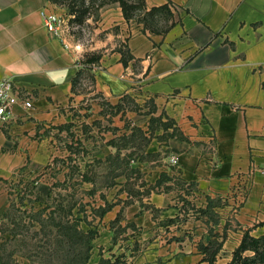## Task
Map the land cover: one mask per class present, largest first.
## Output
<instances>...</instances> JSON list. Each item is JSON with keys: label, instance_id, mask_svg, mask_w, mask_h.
I'll return each instance as SVG.
<instances>
[{"label": "crops", "instance_id": "0c3cea01", "mask_svg": "<svg viewBox=\"0 0 264 264\" xmlns=\"http://www.w3.org/2000/svg\"><path fill=\"white\" fill-rule=\"evenodd\" d=\"M168 2L175 24L166 34L126 23L115 4L100 10L91 40L74 54L46 32L40 12L50 2L0 0V81H13L32 106L16 105L0 123V172L16 173L22 158L45 164L52 154L46 129L61 121L74 95L72 81L85 70L92 91L106 101L148 97L175 121L184 140L173 137L168 148L177 157L178 179L206 200L236 208L237 247L244 231L264 236V0H145L148 9ZM122 43L134 58L126 66L118 52ZM91 53H100L99 61L83 64ZM167 192L151 195L149 204L171 225L178 210ZM130 213L125 221L144 228L149 246L142 252L147 261L131 250L129 261L206 264L186 242L181 252L153 236L151 228L158 227L150 214ZM116 215L107 213L104 222ZM226 253L222 264L231 260Z\"/></svg>", "mask_w": 264, "mask_h": 264}, {"label": "rangeland", "instance_id": "374dc122", "mask_svg": "<svg viewBox=\"0 0 264 264\" xmlns=\"http://www.w3.org/2000/svg\"><path fill=\"white\" fill-rule=\"evenodd\" d=\"M76 1L80 5V0ZM97 5L98 1L89 4L90 14L81 30L75 32L82 44L88 43L94 34L100 13L96 12ZM82 77L84 81L76 85L71 104L60 112L61 121L46 129L52 154L45 164L22 158L18 159L16 173L0 172L2 261L137 264L129 261V250L133 257L142 260L149 237L144 236V228L125 221L133 208L137 216L151 215L158 227L151 228L152 234L164 237L166 245L174 242L182 252L186 242L201 254L200 246L221 241L217 264L225 262L226 252L232 257L237 243L235 235L242 230L234 219V206H227L219 198L206 200L179 183L177 167L170 158L165 175L171 181L157 186L163 175L160 171L165 169L164 158L174 156L168 142L179 131L175 132L165 118H160L161 112L153 107L152 99L124 97L112 104L92 91L85 74ZM165 192L174 195L173 204L178 210L171 225L160 220L159 213L149 204L151 195ZM70 205H73L70 223L92 237L90 250L76 244L61 247L56 241L57 229L48 221L62 220V210ZM115 211L116 218L104 222L106 214ZM157 260L148 263L170 264Z\"/></svg>", "mask_w": 264, "mask_h": 264}, {"label": "trees", "instance_id": "16d2710c", "mask_svg": "<svg viewBox=\"0 0 264 264\" xmlns=\"http://www.w3.org/2000/svg\"><path fill=\"white\" fill-rule=\"evenodd\" d=\"M56 7L63 8L68 14L74 16V22L83 26L90 14V6L94 5L96 1L99 5L96 6V12L103 9L105 6L111 4H117L121 10L123 19L126 23L134 22L141 27L142 32H149L154 35H164L175 24L173 13L171 11V3H166L158 7L147 8L145 0H80V5H77L76 0H47ZM63 2H65L63 4ZM66 2H68L66 4ZM86 3L88 5H86ZM66 4V5H65ZM86 5V6H85ZM100 12V11H99ZM97 14V13H96ZM98 17V15H96ZM121 55L120 62L126 66L127 63L134 58L129 53L127 46L122 43L118 49ZM100 59V53H91L84 56L83 64H96ZM87 71L81 70L76 74V77L72 81V90H75L76 85L83 79L82 75H86V79L92 81ZM81 78V79H80ZM160 118H165L171 128L178 132L175 121L168 118L165 113L160 115ZM178 136V137H176ZM174 137L184 140V137L179 132ZM173 138V137H172ZM179 183L183 184L179 179ZM171 181L167 175L163 174L157 182V186H161L164 183ZM73 205H70L65 211L62 210V220L56 221V219L50 218L48 222L52 223L53 227L57 229V243L61 247L69 246L72 244L80 245L83 248L90 250V241L92 237L87 233L80 231L78 226L70 223L72 217ZM222 242L209 243L206 246H200V252L203 254V261L206 264H217V254L221 250ZM249 254V255H248ZM251 254V255H250ZM79 255V254H78ZM0 264H7L2 261L0 256ZM226 264H264V236L258 238L252 237L249 231H244L239 245L234 249L231 260Z\"/></svg>", "mask_w": 264, "mask_h": 264}, {"label": "built area", "instance_id": "2783aa9c", "mask_svg": "<svg viewBox=\"0 0 264 264\" xmlns=\"http://www.w3.org/2000/svg\"><path fill=\"white\" fill-rule=\"evenodd\" d=\"M40 15L48 35L57 40L65 50L77 54L82 49V43L75 37V32L81 30L73 20L74 16L63 8L49 4L42 9ZM30 109L31 102L20 95L13 81L6 79L0 81V123L9 119L16 105ZM172 165L177 164V157H170Z\"/></svg>", "mask_w": 264, "mask_h": 264}]
</instances>
